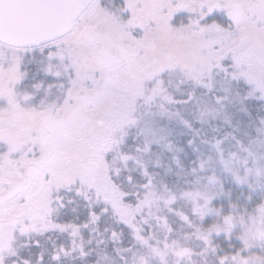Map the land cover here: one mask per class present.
Listing matches in <instances>:
<instances>
[{
	"label": "snow or ice",
	"instance_id": "snow-or-ice-1",
	"mask_svg": "<svg viewBox=\"0 0 264 264\" xmlns=\"http://www.w3.org/2000/svg\"><path fill=\"white\" fill-rule=\"evenodd\" d=\"M253 105L264 0H0V264H264Z\"/></svg>",
	"mask_w": 264,
	"mask_h": 264
},
{
	"label": "trees",
	"instance_id": "trees-1",
	"mask_svg": "<svg viewBox=\"0 0 264 264\" xmlns=\"http://www.w3.org/2000/svg\"><path fill=\"white\" fill-rule=\"evenodd\" d=\"M252 110L254 113H256L257 111L260 112V114L264 115V109H259L257 105H253L252 106ZM173 181H170V183ZM170 221H175L174 217H170ZM177 228V231L181 234V235H187L190 230L186 229L182 226H180L179 224L175 225ZM194 238V237H193ZM190 238V243L191 245H193L194 239ZM53 240H56L57 242H64V243H68V237L66 235H60V234H54L52 236ZM128 243L127 237H125V244ZM49 247L51 246L50 244L48 245ZM35 252L38 251L37 249H24V254L28 255L29 252ZM96 261H99V264H121V262L119 261V258L114 254L113 250H112V246L109 244L106 248H102L100 250H97L95 248V246L93 245V249L90 253L89 256L81 258L78 256V254H73L71 256L68 257H64L62 258V262L61 264H95Z\"/></svg>",
	"mask_w": 264,
	"mask_h": 264
},
{
	"label": "rangeland",
	"instance_id": "rangeland-1",
	"mask_svg": "<svg viewBox=\"0 0 264 264\" xmlns=\"http://www.w3.org/2000/svg\"><path fill=\"white\" fill-rule=\"evenodd\" d=\"M245 131H248V130H250L249 128H245L244 129ZM174 131H179V129H174ZM193 238V237H192ZM194 239V238H193ZM194 242H195V244L193 243V245H191V243H190V239H189V241H188V243H190V245L192 246V247H198L199 246V241H197L196 239H194Z\"/></svg>",
	"mask_w": 264,
	"mask_h": 264
}]
</instances>
